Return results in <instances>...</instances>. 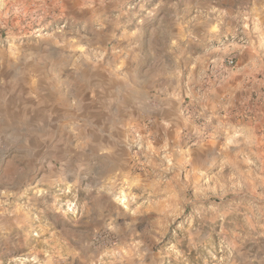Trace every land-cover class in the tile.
Returning <instances> with one entry per match:
<instances>
[{"label":"rangeland","instance_id":"1","mask_svg":"<svg viewBox=\"0 0 264 264\" xmlns=\"http://www.w3.org/2000/svg\"><path fill=\"white\" fill-rule=\"evenodd\" d=\"M0 102V264H264V0H0Z\"/></svg>","mask_w":264,"mask_h":264},{"label":"crops","instance_id":"2","mask_svg":"<svg viewBox=\"0 0 264 264\" xmlns=\"http://www.w3.org/2000/svg\"><path fill=\"white\" fill-rule=\"evenodd\" d=\"M180 73V72H178ZM176 73V69L175 70H171L170 73L169 72H163L161 75V81H159L160 83H158L157 81H154L153 79L150 78V73L148 74V78H138L137 83H142L141 86L144 87V99L145 100H150L152 101L153 99H158V101L160 102H165L167 100V98L173 97V98H178V97H174V93L171 94V92L180 89V77L178 76L179 74ZM135 78V83H136V77ZM132 88L134 90L133 95H130V99H132L134 101L133 105H137L136 103V88L134 85L130 86L129 89ZM37 93V92H36ZM26 97L27 99L29 97L32 98H37L35 96H37L35 93L31 92L26 93ZM152 99V100H151ZM178 100V99H176ZM36 102L37 105H33V104H26V112L30 111V107H32V111H36V106H39V100L34 101ZM30 106V107H29ZM9 108V102L5 103L4 106H2V103L0 102V115L3 114V112Z\"/></svg>","mask_w":264,"mask_h":264},{"label":"built area","instance_id":"3","mask_svg":"<svg viewBox=\"0 0 264 264\" xmlns=\"http://www.w3.org/2000/svg\"><path fill=\"white\" fill-rule=\"evenodd\" d=\"M229 63H230V65H233V64H234V61L232 60V61H230Z\"/></svg>","mask_w":264,"mask_h":264}]
</instances>
